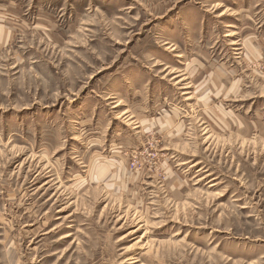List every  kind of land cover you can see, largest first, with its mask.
<instances>
[{
    "label": "rangeland",
    "instance_id": "1",
    "mask_svg": "<svg viewBox=\"0 0 264 264\" xmlns=\"http://www.w3.org/2000/svg\"><path fill=\"white\" fill-rule=\"evenodd\" d=\"M0 264H264V0H0Z\"/></svg>",
    "mask_w": 264,
    "mask_h": 264
},
{
    "label": "bare ground",
    "instance_id": "2",
    "mask_svg": "<svg viewBox=\"0 0 264 264\" xmlns=\"http://www.w3.org/2000/svg\"><path fill=\"white\" fill-rule=\"evenodd\" d=\"M183 79V78H182ZM180 81H181V79H180ZM119 116V115H118ZM185 163V162H184Z\"/></svg>",
    "mask_w": 264,
    "mask_h": 264
}]
</instances>
